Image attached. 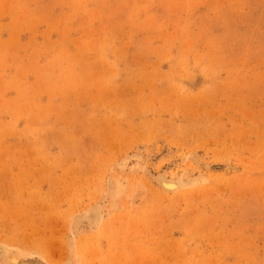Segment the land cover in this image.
<instances>
[{
  "label": "rangeland",
  "instance_id": "rangeland-1",
  "mask_svg": "<svg viewBox=\"0 0 264 264\" xmlns=\"http://www.w3.org/2000/svg\"><path fill=\"white\" fill-rule=\"evenodd\" d=\"M137 149L179 176L196 153L208 181L129 176L87 264H264V0H0V240L57 264Z\"/></svg>",
  "mask_w": 264,
  "mask_h": 264
},
{
  "label": "bare ground",
  "instance_id": "bare-ground-1",
  "mask_svg": "<svg viewBox=\"0 0 264 264\" xmlns=\"http://www.w3.org/2000/svg\"><path fill=\"white\" fill-rule=\"evenodd\" d=\"M146 156L141 150L137 149L135 153L132 152V155H126L114 161L110 170H108V173L105 176L104 182L102 183L104 184L103 190H101L102 192L100 194L98 192L99 194V195L97 194L98 197L87 207L85 208L83 207L84 209L82 211L80 212L75 211L76 213L74 214L73 212V214L70 216L66 227L67 228V232L65 236L66 238H64V240L66 239L64 246V250H65L64 255L63 258H61V260L57 262V264H87L88 263V258L85 257L83 252H81L82 250L81 251L79 250V237L84 233H91L93 231L95 232V230L99 229L101 225H103L106 221L108 222V220H110L112 217H114V215H116L122 210L126 200L128 201V203H131L133 198H135V196L137 195L141 186L137 184L135 185L136 189L134 191L133 189L131 190L129 176L143 175L152 184H154L155 187L160 192L166 195H171V194L174 195L181 192L184 193V191H189L193 189L195 190L196 188L203 186L208 181L203 174L201 173L198 174L195 170L200 171V169H202L203 164L204 166L210 164L204 163L201 157L198 156L196 153L195 154L190 153L185 157L183 156L184 158L182 157V161L176 163V165L190 164L195 168L193 169V171H187L185 173H182V175L180 176L170 174L169 167L165 168V166H164L165 170L162 168L163 172L162 170L156 173L153 172L149 168V162H151L153 156L151 154L148 155L147 157ZM80 239L82 240V238ZM20 248L13 246L9 242L0 240V264H29L36 256L41 257L42 258L41 260L44 261V264H53V262L49 263L48 260H46V257H44V255L43 256L39 255L37 252L30 253ZM89 248H91V246ZM93 250L94 249H92V251ZM92 251L89 252L87 251L88 252L87 256H89V253L91 256Z\"/></svg>",
  "mask_w": 264,
  "mask_h": 264
}]
</instances>
